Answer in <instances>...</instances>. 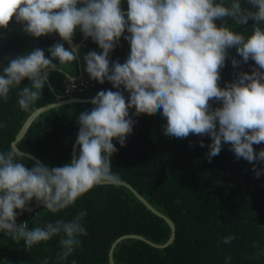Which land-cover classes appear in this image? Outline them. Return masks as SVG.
<instances>
[{
	"label": "clouds",
	"instance_id": "1",
	"mask_svg": "<svg viewBox=\"0 0 264 264\" xmlns=\"http://www.w3.org/2000/svg\"><path fill=\"white\" fill-rule=\"evenodd\" d=\"M246 2L251 7H242L241 0H127L125 11L122 0H0V28H7L14 17L26 34L36 38L58 33L71 43L77 28L90 37L102 52L84 56L85 71L91 79L101 84L107 80L117 89L98 92L91 110L78 116L79 150L63 166L49 168L36 162L29 169L16 146L0 151V232L17 243L23 240L26 248L58 236L57 261H67L80 247L79 237L87 235L82 224L85 211L71 220L29 229L27 223L17 225L15 210H25L35 198L55 214L96 186H119L121 178L111 165L117 152L113 140L125 145L133 130L129 113L133 108L137 116L160 112L167 122L166 136L208 135L209 160L227 143L237 159L264 161V149L256 153L253 148L264 142V0ZM228 19L235 26L254 23L250 31L238 32ZM122 36L130 45L129 55L124 63H111L109 54ZM231 48L243 62L251 59L258 67L220 87V70ZM48 51L51 58L37 48L10 60L0 74V99L7 101L10 91L28 78L30 85L19 89L17 103L29 111L41 98L49 72L58 67L53 60L68 76L62 66L77 60L78 49L57 42ZM232 63L239 61L233 58ZM121 86L129 93L127 98ZM210 101L222 106L213 108ZM200 144L204 146L203 141ZM233 239L227 236L222 242Z\"/></svg>",
	"mask_w": 264,
	"mask_h": 264
},
{
	"label": "trees",
	"instance_id": "2",
	"mask_svg": "<svg viewBox=\"0 0 264 264\" xmlns=\"http://www.w3.org/2000/svg\"><path fill=\"white\" fill-rule=\"evenodd\" d=\"M242 7H251L241 0ZM127 10V0H122ZM227 19V18H226ZM230 28L238 32L250 31L254 21L235 26L227 20ZM217 25L221 22L216 21ZM83 34L77 28L72 40ZM124 35H128L127 32ZM62 43L71 49L57 33L30 36L23 31V25L15 18L7 28H0V74L10 60L26 55L37 48L48 49L55 43ZM78 57L82 68H86L84 56L91 51L102 52L90 37H84ZM130 45L123 38L110 52V62L124 63L129 55ZM239 63L233 65L232 59ZM77 61V60H76ZM75 62L63 65L74 66ZM59 67V61L53 60ZM258 66L249 59L247 63L235 48L228 49L225 66L220 70V87L233 82L239 73L251 72ZM30 85L25 78L20 86L13 88L7 101L0 99V151L10 148V141L25 117L34 107L54 100L50 86L45 82L41 98L29 111L20 109L17 93ZM103 90L117 91L105 80L103 84L94 80L91 89L81 95L96 96ZM61 89L59 88V94ZM120 91L127 98L129 93L121 86ZM213 108L222 105L210 101ZM91 101L71 102L52 106L40 112L28 126L24 135L16 142L20 151L30 153L42 160L47 167H60L71 161V144L79 131L78 116L90 111ZM132 133L126 136L125 145L117 140V148L111 158L112 171L128 183L155 209L165 214L174 224L173 239L163 247H153L141 240L128 238L119 241L112 249L115 264H264V161L248 162L237 159L230 144H223L220 153L209 160L211 138L208 135L190 134L187 138L164 135L166 119L160 112L153 115H135ZM204 146L201 147L200 142ZM256 153L264 149V142L253 145ZM79 145L75 149L78 153ZM25 167L31 169L35 162L25 158ZM255 167V170H254ZM256 171L260 175H256ZM36 203L35 198L28 204ZM85 211L82 224L87 231L81 236L80 247L76 248L67 261H57L60 250L59 237L26 248L24 241H13L0 232V264H108L107 252L111 242L122 234H137L153 242H163L168 234L167 223L152 214L124 186L101 185L78 198L74 205L55 214L40 208L27 221L28 228L44 226L56 220H71L77 213ZM227 236H234L231 243H223ZM230 257V262L226 258Z\"/></svg>",
	"mask_w": 264,
	"mask_h": 264
},
{
	"label": "water",
	"instance_id": "3",
	"mask_svg": "<svg viewBox=\"0 0 264 264\" xmlns=\"http://www.w3.org/2000/svg\"><path fill=\"white\" fill-rule=\"evenodd\" d=\"M58 34V33H57ZM59 35V34H58ZM83 39L84 36L82 35L78 40L74 41L72 40L71 43H68V45L70 46V48H77L78 51L80 49V47L83 44ZM47 82V81H46ZM47 85L49 86L48 82ZM52 93L54 94V100L44 103L42 105L36 106L34 107V109L28 113V115L25 117V119L23 120L22 124L20 125V127L18 128V130L16 131L13 139L10 141V146H16V142L20 140V138L24 135V133L26 132L28 126L31 124V122L35 119V117L42 111L52 107V106H56V105H61V104H65V103H71V102H85V101H92V99L94 98V96L91 95H67V96H61L60 94H56L55 92L52 91ZM78 135V134H77ZM77 135L75 136V138L72 141L71 144V150H70V159L73 158V156L75 155V149L77 147L76 144V139H77ZM22 152V151H21ZM25 154V158L33 161V162H39L42 165L47 166L42 160H40L38 157H35L34 155L30 154V153H26L23 152ZM122 181V180H121ZM121 186H124L126 189H128V191L140 202L144 205V207L146 209H148L152 214L161 217L168 225L169 227V234L167 236V238L163 241V242H158V243H153L145 238H143L142 236H139L137 234H122L118 237H116L110 244L109 248H108V252H107V261L108 264H115L112 260V249L115 246V244H117L119 241L123 240V239H128V238H135L138 240H141L153 247L159 248V247H163L165 245H167L174 236V224L171 221V219L169 217H167L165 214L161 213L159 210L153 208L147 201L146 199L140 195L133 187H131L128 183L122 181ZM42 205V203H34L31 205H26L25 210L26 211H30V210H35L40 208V206Z\"/></svg>",
	"mask_w": 264,
	"mask_h": 264
},
{
	"label": "built area",
	"instance_id": "4",
	"mask_svg": "<svg viewBox=\"0 0 264 264\" xmlns=\"http://www.w3.org/2000/svg\"><path fill=\"white\" fill-rule=\"evenodd\" d=\"M83 45V44H82ZM94 80L89 77L85 68L79 70L78 74L70 78L68 76L62 75L60 78V85H61V96L67 95H81L82 92H85L91 89L93 86ZM17 213L16 216V223L17 225L21 223H27V221L35 214V210H15Z\"/></svg>",
	"mask_w": 264,
	"mask_h": 264
},
{
	"label": "crops",
	"instance_id": "5",
	"mask_svg": "<svg viewBox=\"0 0 264 264\" xmlns=\"http://www.w3.org/2000/svg\"><path fill=\"white\" fill-rule=\"evenodd\" d=\"M78 53H79V51H78ZM79 58L77 59L74 66H69L67 68L62 67L63 71L67 72L68 77H70V78L75 77L78 74L79 70L82 69V66H81L82 61ZM62 75H64V74L59 69V67H57L56 70H51L49 72V79L47 80L51 90L58 95H59V88H61L60 78Z\"/></svg>",
	"mask_w": 264,
	"mask_h": 264
}]
</instances>
